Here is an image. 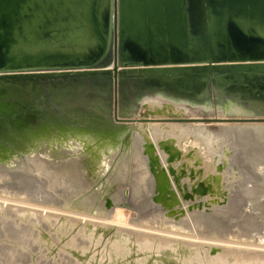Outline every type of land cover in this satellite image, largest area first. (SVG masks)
<instances>
[{"label":"bare ground","instance_id":"1","mask_svg":"<svg viewBox=\"0 0 264 264\" xmlns=\"http://www.w3.org/2000/svg\"><path fill=\"white\" fill-rule=\"evenodd\" d=\"M112 65L113 40L110 35L108 54L102 63L95 66L0 71V76L7 75L6 78L4 76L0 78V196L8 194L12 197L14 192L9 188V185L17 183L21 178L32 177L39 182L40 191L47 198H51L48 200L54 201L55 205L60 206L63 210L74 213L79 209L80 212L83 209L92 213L101 212L104 205L111 202L109 196L115 198L114 189L116 186L114 188V183L117 176L123 171L126 158L128 161L130 160V157H127L130 136L141 139L150 137L156 139V143L157 140L159 143L162 141L163 150H160L165 152H152L155 148L153 149L151 146L155 141L151 140L152 145L148 146L153 149L149 150L153 153L150 161L152 163L154 160L157 161L155 156L163 157L164 163L169 160L168 166L163 163L169 173L166 170V172L162 171L164 168L156 169L160 171L154 174L155 181H151L150 170L155 167L150 168L152 163L148 166L147 162L149 161H146L145 156L137 150L131 156L132 166L136 173L129 198L132 202L143 200L155 187L157 191L154 196L157 201H155V208L144 217L142 216V222L166 227L167 230L181 231V227L176 224L181 223V220L184 219L189 221V229L193 230L189 220L193 210H190L189 207L190 205L194 206L195 201L190 197V185L186 186V189L189 188V192H186L185 189L182 193L177 189L180 183L179 180V183L177 182L175 172L177 168L175 169L171 165L173 161H177L179 156L182 161H186L185 167L190 173L186 172L190 179L195 180L192 181V184H195L192 185V196L198 198L195 200L199 201L201 207L197 206V208L200 209L203 205L208 211L210 205L216 206L215 198H218L221 193L220 185L223 183L220 182V166L225 161L224 154L226 152L222 151L223 154L220 155L218 141L206 132L204 134L201 124V129L192 131L189 130L190 128L188 129L190 124H187L190 120L180 121L201 119L180 116L183 114V106L186 102L198 104L200 106L196 105L197 107L205 109L211 108L216 103V109L220 115L214 118L222 119L218 123L224 125L226 132L243 139L244 145L251 148L253 153H257L259 164L255 169L264 180V88L245 81L237 82L228 77H218L213 81L208 78L188 80L176 78L172 81H163L159 85L135 86L136 98L146 106L151 116L137 119L127 118L132 121H125V118L119 116L113 117V120L105 114L112 88L105 85L85 87L82 84H77L72 86L62 83L61 79L57 77L42 78L45 73L74 74L94 69H110ZM123 67L136 68L140 67V64L125 63ZM119 69L122 68L119 67ZM143 88L153 89L155 96L149 97V90H143ZM226 119L262 120L227 121ZM196 121L201 122L200 120ZM131 122L134 124L130 128L128 124ZM170 123L176 124L174 129L176 132H181V129L184 128L188 134L187 138H193L195 134L202 136L201 143L203 144L200 147L190 145L185 133L180 138L175 134H168ZM204 137H208L207 140ZM148 147L147 149H149ZM190 148L194 153L189 155V159L186 154L182 157L184 153L180 155V152L184 151H187L188 155ZM149 152L147 150V153ZM181 159L178 158V160ZM171 160L172 162H170ZM197 163L202 167L199 168ZM172 179L175 184L171 181ZM188 181L190 182V180ZM118 187L120 189V186ZM180 187L183 186L179 185ZM155 199L153 198V200ZM152 202L154 203V201ZM173 207L175 208L173 209ZM244 209L250 212L256 211L252 202L246 203ZM174 210L184 211L187 219L183 216L181 218L176 216ZM10 211L12 214L9 213ZM0 213L8 214L11 217L10 224L16 229L20 228L21 224L33 223L31 229L36 233L30 239V243H27L11 233L9 225L6 227L5 224H1L0 242L14 243L5 247L8 249L9 256H2L0 251V264H84L85 257L92 251L96 252L85 264H94V260L97 264H264V256L258 254L249 255L231 249L225 250L220 246L204 247L198 243L166 240L155 235L135 237L131 234L132 232L118 227L110 229L105 225L98 226L88 221L84 222L81 229L72 234L73 227L69 225L64 216H55L49 213L40 215L31 209L10 206L8 210L0 204ZM249 214L252 217L253 213ZM217 215L216 211L214 214L212 213L210 217L212 225L217 226ZM249 226L254 225L251 223ZM260 227L254 237L264 240V227ZM50 229L53 230V237L49 235ZM226 233L230 238H237L244 235L245 231L238 228L227 230ZM249 233H254L253 229ZM7 234H13L16 240L7 238L5 236ZM67 237L69 238L61 247L63 250H59L56 241H63ZM100 244L101 247L98 250ZM56 249L57 251H55Z\"/></svg>","mask_w":264,"mask_h":264},{"label":"water","instance_id":"2","mask_svg":"<svg viewBox=\"0 0 264 264\" xmlns=\"http://www.w3.org/2000/svg\"><path fill=\"white\" fill-rule=\"evenodd\" d=\"M110 35L112 68L42 78L112 88L115 118L129 85L228 77L264 88V0H0V71L95 66Z\"/></svg>","mask_w":264,"mask_h":264},{"label":"rangeland","instance_id":"3","mask_svg":"<svg viewBox=\"0 0 264 264\" xmlns=\"http://www.w3.org/2000/svg\"><path fill=\"white\" fill-rule=\"evenodd\" d=\"M73 85H76V84H73ZM88 85L89 84L87 83V85H85V87H87ZM134 89H135V86L133 87L131 85H129L127 87H122L120 89V92L118 94V100H117V116L125 118V119H127V118L137 119V118L146 117V116L150 115L146 106L142 105V103H140L141 101L136 98V96L134 94V91H135ZM143 90H149L148 91L149 97L155 96L153 89L143 88ZM196 105L200 106L198 104H192V103L186 102L185 105L183 106V111H182L183 114H181L180 116L183 118H210V117L214 118L215 116L220 115V113L218 112V109H216L217 108L216 103H214V105H212L211 108H208V109H205L202 107H197ZM106 108L107 109H106L105 114L114 120V118H113L114 115H113V94H112V92L110 94V101H109V103H107ZM118 112L120 113L119 115H118ZM226 116L231 117L232 115H226ZM186 120L188 121V119H183L180 121L186 122ZM232 120L233 121H258V120H262V119H250V120H248V119H232ZM232 120H230V121H232ZM125 121H130V120H125ZM200 121L201 122L196 121V120H192V123H193L192 124L191 120H190L187 123V124H190V125H188L189 126L188 129L190 128L189 130H192V131L198 130L199 128L201 129V125H202L201 130H204L202 132H204V134L207 133V134L211 135V137L213 139L218 141V143H219L218 144V147H219L218 151H219L220 155L223 154L222 151H225L226 154H224L225 155L224 156L225 161H224L223 165L221 163L222 166H220V182H221V184L223 183V185H220V188L223 189V191L221 189L220 195L221 194L222 195L221 196L218 195V198H215L214 204H216V206L213 204L210 205L209 206L210 208H208V211H207V209H205L203 207V205H202L203 209L200 208L201 209L200 210L199 207L197 208V206H200V203L198 200H195V199H198V198L194 195L192 196L193 186L195 185L194 183L192 184V181L194 182L195 180L192 178L190 179V176L187 173L189 171H188V169L186 170V167H185V165H187L186 161L185 160L182 161L181 156H179L178 158L181 160H178V158H177L176 162L173 161V163L175 162V164L172 163V165H171L172 167L174 166L175 169L179 168L178 172H177V169L175 171L177 174V182L179 180V182H180V183L178 182L179 185H181L183 187L185 186L184 188L180 187L181 188L180 189L179 185H178L177 189L181 190L183 193L186 189V186L189 187V185H190L191 190L188 188L189 191H191L190 197H191V199L193 198V201H195V204H197V205L193 204L195 207L188 204V205H190L189 209L191 208L190 210H193V211H191V215L189 217V220L191 222V228H193L194 231L189 229V224H188L189 221L184 220V219L181 220V223L176 224V225H179L181 227V229H182L181 231L167 230L166 227L163 228L161 226H157L156 224L151 225V224H146L145 222H142L141 218H143L148 212H150L153 208H155L154 205L157 202L155 197H154L155 193L157 192L155 187H154V189H152V191L149 193V195H147L143 198V200L140 199V200H137L135 202H132L131 199L129 198L131 188L133 185V181H134V175L136 173V170H134L133 166H132V157L131 156H133V154L136 153L137 150L140 151V153L145 156L146 161L147 160L149 161V162H147V164H148V166H150V164L152 163V161H150V160H152L151 155L153 154V153H151V151L155 148V150H153L152 152H154V153H159L158 151L164 152V151H161V150H163V147H162L163 143H161L162 141L159 143L158 142L159 140H157V143H156V139L150 138V137L148 139H144V138L141 139V138H136L135 136H130V138H129V150L127 152V157H130V160L128 161L127 160L128 158H126V164L123 168V171L121 174H119L117 176V178H116L117 180L114 183V188L116 186V188L114 189L115 190L114 191L115 198H111L113 196H109V198L111 199V202L106 203V205H104L105 207H103V210H101V212L92 213L89 210H85V209H83L82 212H80L81 210L79 209V210H75L76 213H74V212H69V211L63 210L60 206L55 205L54 201L48 200L51 198L50 197L47 198V196H45V194L42 191H40L41 186L39 185V182L32 177L21 178L17 183L10 184L9 188L13 190V192H14L13 196L10 197L8 194L4 195V196H0V204L3 205L8 210H9L10 206H15V207L28 209V210L31 209L40 215L49 213V214H52L55 216H64V218H66L67 221L69 222V225L70 226L72 225V227H73L72 231H71L72 234L75 233V231L81 229L82 226L84 225V222L88 221V222H92L98 226L105 225L106 227H108L110 229H112L114 227H118V228L123 229L127 232H132L131 234H133V236H135V237L140 236V235H148V236H154L155 235V236H159L160 238L166 239V240H179V241H182L185 243H195V244L198 243L204 247H209L212 245L213 246H220L225 250L231 249V250L242 252V253L249 254V255L258 254V255L264 256V240H259V239H257V237H254L256 232H258L260 230V228H261L260 226L264 227V188H263L264 187V180H262L260 174L258 172H256V169H255L257 164H259V161H258L259 156L257 155V153H253V150H251V148L244 145L243 139H239L238 137L234 136L233 134L231 135V133L226 132V129L223 127L224 125H222L221 123H218L219 121H211V122L210 121H203V120H200ZM227 121H229V120H227ZM217 123H218V125H217ZM133 124L134 123L131 122L130 124H128V126L131 128V126ZM198 124L199 125L201 124V125L199 126ZM208 124H210V125L208 126ZM175 126H176V124L170 123L169 129L167 130V133L170 135L175 134L178 138L182 137L183 133H185L186 138L188 137L187 131H185L184 128L181 129L182 130L181 132H176L174 130ZM197 126H199V127L197 128ZM217 133H219V134L217 135ZM220 135H223V136L220 137ZM214 137H217L218 139L214 138ZM222 137H223V139H222ZM207 138L208 137H206L205 139L207 140ZM151 140H152V142L155 141L153 143V145H152ZM201 140H203V137L198 136L196 134L193 136V138H187V142L190 145L199 146V147L203 144V143H201L202 142ZM141 142H143V143H141ZM140 143H141V145H140ZM147 143H148V145H147ZM155 143H156V145H155ZM166 144L168 146L167 142H166ZM148 146L153 147V149H151ZM147 147L149 149H147ZM203 147H205V146H203ZM150 149H151V151L149 152ZM147 150L149 153H147ZM143 152L144 153L146 152V153L144 154ZM183 153H184V155L182 157H184L186 154V156L189 159L190 158L189 155L194 153V151H192V149L190 148L188 151V155H187V151H184L182 153L180 152V155H182ZM227 153H228V155H227ZM155 157L158 159L157 161L159 163L156 160H154L153 161L154 163H152L150 166V168L155 167V168L150 170L151 181L152 180L155 181L154 178H156V176L154 174H157V172L160 171V170H156V169L161 168V170H162L164 168V170H162V171H165L166 169H168L165 166L167 165V163H169V160L166 161V159L164 158L165 159L164 161L167 162V163H164L163 157H161V156H159V158H158V156H155ZM159 160H161V161H159ZM179 161L180 162L182 161L181 164ZM156 162H157V164H155ZM160 162H162V163H160ZM170 162H172V160ZM163 163L166 165H164ZM177 163H179L180 165ZM158 164H161V165H158ZM189 164L191 166V163H189ZM224 164H226V165H224ZM157 165H158V167L156 168ZM196 165L197 166L199 165L198 166L199 168H200V166L202 167L201 164L197 163ZM183 168H185V169H183ZM226 170H228V171H226ZM182 171H183V173H182ZM228 172H229V174H228ZM152 173H153V175H152ZM237 173H239V174L237 175ZM225 174L227 177L225 176ZM186 175H187V177H186ZM236 178H237V180H236ZM187 179L190 180V182ZM171 181L175 184L173 179ZM224 181H228V182H224ZM117 183H119V184H117ZM118 186H120V189ZM122 186L125 188H123ZM121 187H122V189H121ZM188 189H186L187 190L186 192H189ZM120 190H121V193H120ZM250 190H251V192H250ZM181 191H178V192H181ZM163 192H161V194H164ZM118 193H120V194H118ZM165 194H166V192H165ZM152 195H153V197H152ZM156 197H158V196H156ZM153 198L155 200H153ZM216 199H218V200H216ZM157 200H159V199L157 198ZM219 200H221V201H219ZM152 201H154V203ZM248 202L253 203V208L256 209V211L250 212V211L244 209L245 204ZM228 203H230V204H228ZM111 204H114V205H111ZM126 204H128V205H126ZM174 208L175 207H173V209ZM197 209H199V210H197ZM132 210H134V211H132ZM215 211L218 214L217 215V217H218L217 226L212 225L210 223V217H211L212 213L214 214ZM9 213H11V211ZM249 213H251V214L253 213L252 217L249 216L250 215ZM171 214H173V213H171ZM174 214L180 218L182 216H183V218H186L184 215L185 213L182 210L181 211L180 210L179 211L174 210ZM137 217L139 220L137 219ZM130 218L132 221L130 220ZM10 223H11V217L8 214L0 213V225L5 224L6 227H8V225H9V227H10L9 231H11V233L18 236V238L22 239V241L30 243V239H32V237L36 234L35 231H33L31 229V225L33 223L21 224L20 228H18V229L14 228L12 226V224H10ZM251 223L254 226L250 227L249 225ZM144 224H146V225H144ZM220 226H222V228H220ZM216 227H218V228H216ZM238 228H241L243 231H245V234L242 235L241 237H237V238L228 237V234L226 233L227 230L229 231L230 229L232 230V229H238ZM251 229H253L254 233H249L251 231ZM189 231H191V232H189ZM48 232H49V235L53 237V235H54L53 230L50 229ZM13 234H11V235L7 234L5 236L11 240H16V237L13 236ZM0 238H1V234H0ZM68 238L69 237L65 238L63 241H59V240L56 241V245H57V248L59 250H63V249H61V247L63 246L66 239H68ZM12 243H14V242H9L10 245ZM9 244L5 243V242L4 243L0 242V251L2 252V256L7 257L9 252H8V249L5 247ZM205 245H207V246H205ZM98 247H99L98 248V250H99L101 247V244ZM55 251H57V249ZM95 252L96 251H92L88 256L85 257L84 264L90 258V256ZM64 253L67 255L66 252H64ZM94 264H97V262H95V260H94Z\"/></svg>","mask_w":264,"mask_h":264}]
</instances>
